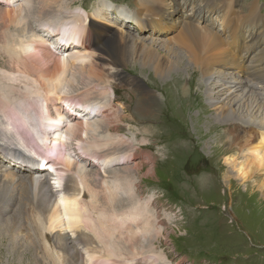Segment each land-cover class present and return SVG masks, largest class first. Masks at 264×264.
I'll return each instance as SVG.
<instances>
[{"label": "bare ground", "instance_id": "1", "mask_svg": "<svg viewBox=\"0 0 264 264\" xmlns=\"http://www.w3.org/2000/svg\"><path fill=\"white\" fill-rule=\"evenodd\" d=\"M18 1L0 0V6L4 9L17 5L14 9L0 11V19H4L3 23L8 24V30L5 31L4 36L0 35V58L7 56L10 62L26 67L37 78L39 86L36 88L44 94L32 99V96L31 98L22 93L23 90L22 99L9 101V105H7L8 101L0 98L3 105L0 108V195L2 196L0 219L5 212L11 210L13 204L19 200L20 194L19 209L21 208L23 212H25L23 207L29 206L32 201L39 202L46 208L49 201L55 197L57 198L54 210L56 218L61 216L72 223L85 218L83 223L89 220L86 211H83L84 204H80L78 200L77 203L75 202L76 205L70 204V196L75 199L83 193L82 198L85 201H91L92 193L88 195L81 190L87 177L92 175H96L95 179L98 178L97 175L104 177L106 173L118 169L116 166H120L119 164L128 163L137 157L141 159L138 162L142 164L151 160L150 151L141 145L139 147L130 145L125 150L113 151L114 144L107 146V149H102L109 143V139L93 146L69 145L70 137H66L68 138L66 141H59V135L64 134L61 132L62 129H67L66 135H70L77 141L78 139L87 141L91 138L90 132L97 131L104 124L106 125L105 122L97 123V117L104 118L112 114L109 108L112 103L108 107L109 104L90 97L91 93H88L90 91H84V93L83 90L94 84L96 88L109 82L113 84L114 89L119 87L127 91L132 90L129 91L128 96L135 103L133 112L140 113L142 117L155 118L157 114L160 115V111L166 112L173 116L172 121L181 130L191 128L193 123L196 130L201 132L198 139L190 140L191 144L197 148V150L193 149L195 155L200 145L211 144L210 147L208 146L209 151L211 148V154L208 157L210 161L206 164L210 168L211 177L206 181L219 185L218 178L225 165L229 167L224 172L226 181L230 183L229 189L233 188L232 184L236 181L231 182L232 178L243 182L251 179L252 184L244 190V201L249 208L260 215L257 220L264 217V16L259 12V8L256 9V3H254L256 7L248 11L251 4L246 6L247 8L235 10L233 5L237 6V0H185L183 3L186 2V4L180 5V0H143L144 2L141 5L138 4L137 9L140 13L146 11L149 14L143 19L122 18L117 9L112 10L113 6L110 4L108 12L104 10L107 9V5L102 6L104 9L101 6L92 9V11L97 9L96 15L94 14L96 19L84 16L88 20L85 27L86 21L81 16L75 15L77 18L74 26L68 22L70 15L68 9L78 4H74V0H27L24 6L18 5ZM82 1L86 3V7H76L82 10L89 9V2ZM190 2L192 7L187 9ZM2 7L0 9H3ZM135 7L134 4L133 7L128 5L123 8L135 9ZM105 12L110 16L114 14L115 22L122 23L124 26L122 30L127 29V31L120 32L118 35L112 33L103 25L106 20ZM251 14H254V17L246 20V15ZM129 19L135 21L136 26L129 23ZM146 25L156 27L157 30H154V34L150 33L146 37H141L144 36L143 33L149 32L145 29ZM67 26L77 29L76 32L80 33L73 35ZM87 27H92L95 34L99 36L97 45L85 40ZM171 29L176 31L175 36L163 41L167 33L161 31L171 32ZM31 30H36L39 37H35V34L20 37L23 34H29ZM53 34H56L54 39L60 44L57 54L47 47ZM147 37L155 39L151 40ZM85 57L88 60L86 64ZM50 65L52 71H49ZM130 65L135 71L147 76L146 83L155 86L160 94L153 92L142 81H138L136 86L132 87L137 81H130L131 78L128 79L125 73L129 71ZM37 68L39 71H36ZM70 70L72 75L78 73L77 79L82 85L83 93H78L77 96L64 92L66 84L64 80ZM148 71H150L149 75L146 74ZM22 73L24 72L20 71L16 74L12 72L16 77L31 83L36 82L35 77L28 76L25 72L23 78ZM2 80L1 78L0 82H3ZM217 80L220 82L218 83ZM183 81L189 82V87H182ZM211 82L213 83L210 84ZM1 86L0 84V88ZM5 87L9 89V95L13 97L16 93L14 92L16 85L13 83L12 86ZM34 91L36 92L35 88L30 90V92ZM204 95L211 103L209 112L213 111L218 120L209 119V114L204 116L203 108H206L203 101ZM78 98H82L81 104L76 101ZM64 104H67L66 107L70 105L69 109L72 107L73 111L67 112L63 108ZM81 105L87 106L86 109L83 110ZM80 108L82 110L78 111ZM195 110H198L199 115L197 118H192ZM117 122H119L118 118ZM112 123L115 122L112 121ZM166 124L168 125V122ZM204 124L210 129L209 133L204 131ZM220 124L223 125L221 127L223 131L221 135H218ZM118 135L120 134L113 135L116 140ZM162 140L165 143L168 141L166 138ZM201 140H203L202 144ZM182 141L180 138L169 140V152L168 149L164 150V156L167 157L171 153L170 149L175 146L178 151H181L184 147ZM148 149L151 150V148ZM45 152L52 154L47 155ZM223 156L224 163H220L219 159ZM156 165L154 163L153 166ZM197 165L198 163L195 165L191 163L190 166H186V169L192 170L194 166L198 169ZM41 167H45L44 170ZM45 170H48V173ZM259 173L262 177L257 178ZM156 174V169L152 168L143 176L149 178V176L155 177ZM111 175L116 176L115 173ZM114 177L111 180L117 183L118 178ZM53 181L54 183H50ZM197 183L189 181L186 185L191 189L190 191L197 194L200 191ZM110 191L114 196L120 193L113 191L112 187ZM141 197L132 201L129 208L118 211L114 219L109 218L114 216L111 211L105 210L106 215H103L102 221L106 229L115 232L118 237L112 233L108 234L105 247L107 253L105 255L108 257H99L98 260L90 258L89 264L139 263L136 261L137 258L131 261H119L117 258L116 260L112 258L114 255H122L124 244L121 243L120 236L126 235L127 229L132 228L134 232H129L130 235L123 237V241L131 239L130 243L132 246L134 244L133 248H135L140 235H148L156 227L153 225L167 226L169 223L167 219L160 218L157 213L152 214L151 209H156L157 206V200L153 196L146 200ZM182 201L188 207L192 206L191 202ZM134 202H138L140 206ZM40 213H37L34 224L27 221L19 222L13 217L4 222L7 225L6 228H0V264L7 259V254H11L7 264H28L29 262L41 264L43 250L49 252L51 264H78V260L73 257L80 250L77 236L68 237L59 230L53 235L52 229L58 226L55 224L50 230L48 226L40 222ZM193 217L198 227L200 219L197 216ZM145 221H150V224L143 226L142 223ZM80 224L81 222L75 227ZM93 228L96 227L93 226ZM158 230V232L165 231V229ZM84 231L93 236L89 229L86 228ZM84 235L79 231V239L86 246ZM60 236L62 237L59 241L57 238ZM9 238L11 246L8 248ZM216 238L209 237L211 242L217 244L220 237ZM21 241L27 243L26 248ZM22 248L26 251V258L19 260ZM258 248L262 249L260 246ZM9 249L11 251H8ZM39 254L40 256H37ZM255 254L258 255V253Z\"/></svg>", "mask_w": 264, "mask_h": 264}, {"label": "rangeland", "instance_id": "2", "mask_svg": "<svg viewBox=\"0 0 264 264\" xmlns=\"http://www.w3.org/2000/svg\"><path fill=\"white\" fill-rule=\"evenodd\" d=\"M26 1L27 0H19L17 4L20 6H24L26 4ZM74 1V4H78L73 5L68 9V12L70 11L68 22L73 26L75 25L74 21L76 20V18L78 16H81L84 21H86L84 22L86 23V27L88 21L86 20V18L94 17L97 9L95 11H92V9H94L96 6L102 7L103 5H107V9H104L103 7L102 8L104 10H107L108 12L109 6L111 4L113 6L112 10L115 11V9H117L119 11L120 17L122 18L143 19L146 15H149L146 11L140 13V11L137 10L139 8V5L144 2L143 0H87L89 2V9L87 10H82L81 8L76 7H86V3L84 1ZM183 1L185 0H180L179 5L181 3L186 4V2L183 3ZM254 3L257 4L256 9L259 8V12H261V14L264 16V0H237V6L235 7L233 5V8H235V10H241L242 7H246L251 4L248 9V11H250L252 8L256 7ZM134 4L136 6L135 9L123 8L128 5L133 7ZM16 6L17 5H14L13 7L6 9H14V7L16 8ZM160 7L162 8L163 6L161 5ZM191 7L192 4L190 2L187 9H191ZM2 8L3 9H0V11H6L4 7ZM132 10L135 11L133 12ZM156 10H158V8ZM107 12H105L104 14V17L106 19L103 22L104 26L109 28L112 33H116L117 35L120 32L127 31V29L122 30L124 27L122 23L115 22L116 20L114 14L110 16V14H107ZM88 14H91L92 16ZM84 16H86V18ZM73 17L75 18L73 19ZM253 17L254 14L246 15L245 19L250 20ZM130 19L129 23L136 26L135 21H132ZM46 20L47 19H45V21ZM4 21V19H0V35L2 36H4L5 31L8 30V24L6 22L3 23ZM67 29H70L73 35H78L80 33L76 32L77 29H73L70 26H67ZM145 29L149 32L143 33L144 36L140 35L141 37H146V35L150 33L154 34V30H157L156 27L153 28L150 25H146ZM49 31L51 32V29H49ZM170 31L171 32H169L168 30L161 31L162 33H167L166 37L163 38V41L170 40V38L172 39L175 36L176 31H174L173 29H171ZM30 33L23 34L20 37H25L26 35L32 36V34H35V37H39L36 34V30H31ZM55 36L56 34H53V37L49 40L50 44L47 47L53 49V53L57 54V48L60 47V44L57 40L54 39ZM147 38L151 40L155 39L154 37ZM85 40L87 42H94V45L98 44L99 36L95 34L92 27H87V38ZM53 45L56 48H54ZM45 50L50 52L48 49ZM179 52H181V50H179ZM4 54L7 55V53ZM7 58V56H3L0 58V79H3V82H0V84L2 85L1 88L3 89L4 86L9 85L12 86L14 83L16 85V87H14V92H16L14 93V95H17H13L12 97V95H9V89L5 87L3 91L0 88V98L8 101L7 105H9L11 101L13 102L16 100H20V98L22 99L23 95H21V92L23 90L24 91L22 93L30 97L32 96V99L44 94V92L42 93L36 88L37 86H39V84H37V78L35 77V75L28 71L27 68L22 64H16L12 61L10 62L9 58ZM86 61L88 62L87 57H85L84 60L85 64ZM51 62H53V59H51ZM138 65L141 66V64ZM51 67L52 66L50 65V68ZM19 70L21 72H24L22 73L23 78L26 72L28 76L35 77L36 82L31 83L24 79H21V77H16V75L12 74V72H15V74L17 72H20ZM128 70V72L125 71L128 79L130 77V81H137L132 87H135L138 81H142L153 92L158 95L160 94L159 90L155 86H153L151 83H146V80L148 79L147 76H144L138 71H135L132 65H130V68ZM36 71H39V69L37 68ZM49 71H52V68ZM146 74L149 75L150 71H148V73ZM77 76L78 73L72 75V70L67 73L66 80H64L66 83L64 86L65 93H68L69 95L75 94V96H77L78 93L82 92V85L80 84V82H78ZM158 82L160 81L158 80ZM217 82L219 83L220 81L217 80ZM27 83L31 84L32 86H29ZM212 83L213 82H211L210 84ZM182 84V87L185 86L184 88L189 87V82L187 81H183ZM95 85L96 84L92 85L86 90H83V92L90 91L88 92L91 93L90 97H92L93 99H100V102L109 104L108 107L112 103L111 107H109L111 109V112H113L112 114L104 118L97 117V123L105 122L106 125L103 123L104 126L101 129L90 132L89 136L91 138L87 139V141H82V139H78L77 141L70 135H66L65 132L67 129H62L61 132H63L64 134L59 135V141H66L70 137L68 141L69 145L93 146L97 143H101L109 139V143H107V145L102 149H107V146H112V144H114V147L112 148L113 151H115V149L125 150L127 149V147H130V145H134L135 147H139V145H141L143 147H147L145 149L150 151V156H152L151 160L147 163L142 164V162H138L141 161V159L137 157L135 160H132L128 163L119 164L120 166H116V168L118 169L106 173L104 177L101 175H97V179H95L96 175L87 177L86 180H84V185L82 186L81 190L86 192V194L88 195L90 192L92 193L91 201H85L82 198L83 193L79 194L78 197L80 199L78 197H75L74 199V197L70 196V204L76 205L75 202L77 203V200L80 204H84L82 206L83 211H86L89 220L83 223L82 221L85 220V218L78 219L79 222L77 220L75 223H72V221H68L61 216L59 218H56L54 210L57 205V198L55 197H53L49 201L46 208H44L45 206L43 204L39 202L34 203L32 201L29 206L23 207L25 209V212H23L21 211V208L19 209L21 204L19 194V200L16 201L15 204H13L11 210L5 212V214L1 217L3 221L0 219V228H6L7 225L5 223L11 217H13L15 220H18L19 222L27 221L30 224H34L36 221L37 213L41 212L40 222L42 224L48 226L50 230L51 226H55V224L58 226V228L52 229L53 235L56 234L59 230L65 236H77L80 250L73 257L78 260V264H89L90 258H92V260H98L97 258L99 257H108L105 255L107 254L105 252V247L108 234L112 233L115 237H118L115 232L107 230L102 221L103 215H106L105 210L111 211L114 216H109V218L114 219V217L118 215V211L129 208L128 206L131 204V202L137 199L139 196L144 197V200L149 199L150 196H153V198L157 200V206L156 209H151L152 214L154 215L155 213H157L160 218L167 219L169 223L167 224V226L153 225L156 227L151 232H149L148 235L141 234L140 239L136 238L137 243L135 248H133L134 244L132 246V244L130 243L132 241L131 239L129 241H123V237L130 235L129 232H134L132 228H128V231H126V235L120 236V240L122 238L121 243L124 244L122 245V255L112 256L114 260H116L117 258L119 261H131L132 259L137 258L136 261H138L139 263L136 264H143V262H148V264H264V217H262V219L260 220H257L260 215H258L256 211L249 208L247 206L248 204L244 201V190L252 184V180L246 179L243 182L240 179L232 178L230 180L231 182H234L235 180L236 181L234 182V184H232L233 188L229 189L228 184L230 183L226 181L224 175V172L227 171L229 167L225 165L224 170L221 171L218 178L219 185L210 181L207 182L206 180L211 177L210 168L206 165L208 164V161H210L208 157L211 154V148L209 151V147L211 146V144H208V147L207 145L202 144L203 140H201L202 145H200L199 150L195 155V151L193 149L197 150V148L193 144H191L190 140L192 138L198 139V135L201 132L196 130L193 123H191V128L181 130V128H179L178 125H176L174 121H172L173 116L169 115L166 112L164 113L160 111V115L157 114L155 118L142 117L140 113L133 112L135 103L133 99L129 98L128 96L129 91L132 90L127 91L119 87H115L116 89H114L113 84L110 82L96 88L94 87ZM34 88L36 89V92H30V90ZM78 90L80 91L76 93V91ZM17 91H19L20 94ZM204 96L205 98L203 101L204 105L206 106V108H203L204 116L206 114H209V119L214 121L218 120L216 114L213 111L209 112L211 109V103L209 102V99L206 97V95ZM31 98L30 100H32ZM76 101L79 104L83 102L82 98H78ZM1 105L2 103L0 101V108L3 107V105ZM66 106L67 104H64L63 108L67 112L73 111L72 107L71 109H69L70 105L69 107ZM86 107L87 106L85 105H81V108H83V110L86 109ZM236 107L237 106H235V108ZM81 108L78 111L82 110ZM193 112L194 113L192 118H197L199 115L198 110H195ZM117 118L119 119V122H117ZM112 121H114L115 123H112ZM166 122H168V125L166 124ZM109 126H111V128ZM203 126L204 131L206 133H209L210 129L208 128V126L205 124ZM222 126L223 125L220 124V126L218 127V135L222 134ZM206 127L208 129H206ZM213 131L215 133V130ZM115 133L120 134L116 136L118 140H116L113 136L115 135ZM210 135V137H212V134ZM163 138L168 139V141L166 143L163 142ZM178 138L183 140L182 145L184 147L181 148V151H178L177 146H175L170 149L171 153H169L167 157L164 156L163 151L168 149L169 140ZM148 148H151L152 151ZM45 153L47 155L52 154L49 152ZM129 158L130 157H128V159ZM219 162L224 163V156L219 159ZM154 163L157 164L155 167L153 166ZM191 163H194V165L198 163V169H196L194 166L192 170H187L186 166H190ZM41 168L44 170L45 167ZM152 168L156 169V176H149V178L144 177L143 174H145L146 171L151 170ZM140 169H143L144 171L140 172ZM47 171L45 170L46 173H48ZM94 172L97 174L99 173L98 171ZM111 173H115L116 176L114 177L113 175H111ZM234 175L237 176L236 174ZM113 177L116 179L118 178L117 183L111 180ZM260 177H262V175H260V173L257 174V178ZM189 181L198 182L196 185L198 188H200L199 193L196 194V192L190 191L191 189H189L186 185ZM50 183H54V181ZM111 187L113 191H119L120 193L117 196H114V194H112V192L110 191ZM132 193L134 196L131 195ZM71 195L74 194L71 193ZM0 198H2L1 195ZM182 200L191 202L192 206L188 207V205L184 204ZM142 201H140V203H142ZM135 203L136 202H134V204ZM138 205L140 206L139 203ZM193 216H197L200 219L198 227L194 223L195 217ZM65 217L69 218L68 216ZM80 222V226L75 227ZM147 224H150V221H145L142 223L143 226ZM93 226H95L96 228H93ZM86 228L89 229L93 236L84 231V229ZM75 229L78 230L76 231ZM158 229H165V231L158 232ZM79 231H81L82 234H85L84 237L86 246H84L79 239ZM38 232L40 233V231ZM211 236H214L215 238L220 237L219 242L217 244L211 242L209 239V237ZM61 237L62 236L58 237L57 240L60 241ZM224 238H226V241H224ZM9 240L10 238L8 239V241ZM10 244L11 240L8 242V248L11 246ZM21 244H23V247H27V243H25L24 241H21ZM259 246L262 249H259ZM16 247L19 249L18 246ZM8 251L11 250L9 249ZM20 251L19 260H24L26 258V251L23 248L20 249ZM255 253H258V255ZM10 256L11 254H7V259H4L5 261L3 262V264H7L9 262L8 257ZM37 256H40V254ZM142 256H144L145 258ZM149 258L151 259L149 260ZM141 259L142 261H140ZM28 264L32 263L29 262ZM41 264H51L50 254L47 250H43L41 252Z\"/></svg>", "mask_w": 264, "mask_h": 264}]
</instances>
